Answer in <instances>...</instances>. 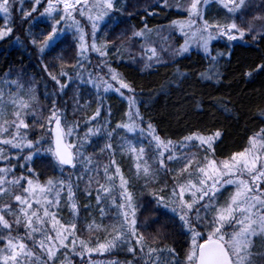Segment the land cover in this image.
I'll return each instance as SVG.
<instances>
[{"label": "snow or ice", "instance_id": "snow-or-ice-1", "mask_svg": "<svg viewBox=\"0 0 264 264\" xmlns=\"http://www.w3.org/2000/svg\"><path fill=\"white\" fill-rule=\"evenodd\" d=\"M25 3H30L31 8L26 9ZM116 3L117 0H47L46 4L43 0H0V18L4 20L0 25V40L10 37L14 31V10L22 13V21L35 22L34 14L39 13L51 23L39 37L27 32L29 43L43 54L46 49L54 50L72 32L76 52L75 63L70 65L63 55L56 57L60 61L58 72H48V65H44L57 89L45 93V99L51 97L47 116L43 114L34 85L25 87L19 79L0 80V162L3 163L0 201H4L0 203V264H57L58 261L71 264L77 256L82 262L88 257L87 264H120L118 260H91L92 254L103 255L116 249H125L133 258L125 264H136L137 260L143 264H264V127L248 136L242 150L223 159L217 157L215 147L223 135L220 129L210 134L192 131L177 141L162 137L155 125L145 121L141 114L132 83L112 67L113 59L123 60L125 56L133 63L143 61L145 69L158 67L164 63L162 53L182 56L195 46L209 58L208 67L198 74L199 79L219 83L222 75L219 60L224 53L211 55L212 41L226 37L231 43L251 36L252 43L264 42V0L256 6L257 14L251 20L245 17L251 10L252 0H187L186 3L157 0L163 9L175 8L181 15L186 12V18L150 28L142 17L141 27L132 26L130 34L124 29L109 39L110 32L119 23L115 19L119 11ZM211 3L220 6L223 19L207 18ZM17 4L19 7L15 8ZM145 11L148 16L157 15L154 11ZM77 15L90 25V43ZM101 32H104L102 39ZM177 33L183 37V43L170 48L168 40ZM137 41L140 53L134 54L131 49ZM92 54L99 62L89 68L86 62L90 63ZM253 71L264 72V61ZM253 71L244 75L250 77ZM189 75L177 68L174 79L162 84L160 91L173 85L179 87ZM77 81L96 89L97 107L92 115L69 122L67 102L64 108L58 107V96ZM13 88L15 92L11 91ZM101 89L103 94L115 92L127 101L125 119L115 128L109 119L101 121L105 110ZM81 99L77 90L72 97L73 115L86 113L91 106V101L82 104ZM200 103L194 100L196 108ZM217 103L225 112L231 111L227 106L230 101ZM257 111L264 116V96L257 102ZM108 115L111 116L110 108ZM37 126L41 135L32 139L30 135ZM81 126L85 129L82 135ZM120 131L125 136L120 137V143H112ZM128 134L139 139L128 140ZM99 140L105 143L99 146ZM90 146H96L97 151L88 153ZM117 149L121 156L132 160L133 177L124 175L115 158ZM105 154L108 160L102 163L100 157ZM45 159L49 166L59 170V176L40 179L42 173L34 165L37 160ZM170 164L182 166L174 169ZM17 168L19 176L15 174ZM65 168L72 169L67 176ZM77 168L81 169L79 174H76ZM162 174L171 175L170 186L165 181L159 189L150 190V195L155 201L154 210L170 213L171 223L189 238L183 260L174 247L158 246L159 240L166 236L168 222H162L158 216L147 218L143 224L137 219L138 211L147 205L137 203L130 190L133 179L143 180V187L149 188L160 182ZM80 192L89 200L95 192V207L99 208L100 222L92 218L85 226L89 233L87 240L78 234ZM89 207L92 205H83L84 210ZM65 208L69 220L62 215ZM112 209H115L113 223L104 225L102 221ZM152 225L157 227L149 244L140 229ZM101 232L104 233L102 241L98 235L92 239V233Z\"/></svg>", "mask_w": 264, "mask_h": 264}, {"label": "trees", "instance_id": "trees-1", "mask_svg": "<svg viewBox=\"0 0 264 264\" xmlns=\"http://www.w3.org/2000/svg\"><path fill=\"white\" fill-rule=\"evenodd\" d=\"M116 8L119 11L115 13V19L119 23L115 24V30L110 32L109 39H114L124 29H128L130 34L132 26L141 27L142 17L147 21L150 28H156L167 26L171 20L183 19L187 15L186 12L182 15L177 13L175 8L171 10L163 9L159 6L157 0H117ZM145 9L147 11H154L157 15L148 16ZM130 13L131 15H129ZM256 14L257 8L255 6V8H251L245 19L251 20ZM21 17L22 14L17 16L19 26L22 27L23 24L27 25V30L37 37L40 36L41 31L48 30V26L51 23L49 20H47L48 23L43 22V26H40L39 31L35 33L32 25L36 23H31V20L24 22ZM223 17L224 12L220 9V6L216 3H211L207 10V18L211 20L216 18L223 19ZM112 23V21H109L110 25ZM15 27L10 37L0 40V80H4V78L8 80L19 79L25 87H28L30 84L34 85L36 87L35 94L37 99L40 105H43V114L47 116L51 109V97L45 99V93L57 91L54 82L48 76V72L59 71L58 65L60 61L56 59L58 55H63L64 61L69 65L75 63V41L72 39V35H65L54 50L46 49L42 54L36 47L27 48L26 46H30V43L26 33L21 32L20 29L22 28ZM17 33L22 37V41L14 43L12 39ZM164 35H167V32ZM103 36L104 32H101L100 39ZM181 43H183V37L178 33L168 40V46H174L175 48ZM131 50L134 54L140 53L138 41L133 44ZM210 51L213 56L218 52L224 53L219 60L220 71L222 73L219 83L201 81L199 79L198 74L208 67L209 58L203 52L195 49H191L182 56L175 57L166 51L162 53L164 63L158 67L145 69L143 61L138 60L136 63H133L127 56L123 60L113 59L112 67L117 68L126 80L132 83L137 100L139 101L141 114L144 116L145 121L150 120L155 125L160 136L177 141L192 131L210 134L220 129L223 135L215 147L217 157L223 159L232 152L242 150L247 145L248 136L264 127V116L259 115L257 111V102L264 96V72L253 71L257 64L264 61V42L252 43L251 36H246L244 40H237L231 43L227 39L219 38V40L216 39L211 43ZM89 60L90 63L86 65L89 68H93L99 62L95 54H92ZM54 64L57 67L54 68ZM44 65H48V72L44 70ZM177 68L189 73L188 79L179 87L173 85L164 91H160L162 84L174 79ZM248 71H253V75L250 77L245 76L244 73ZM6 73L10 75L5 76ZM77 90L82 97L81 103L91 101V106L86 110V113L73 115L72 97L77 94ZM11 91H16V89L13 88ZM101 94L104 96L105 105L101 121L109 119L111 127L115 128L118 122H122L125 119L124 113L128 110L127 101L115 92L103 94V90L101 89ZM125 95H128V93L125 92ZM58 99L60 101L58 107L64 108L65 102H67V120L69 122L80 120L82 116L92 115L97 107L95 102L96 89L90 85H81L79 81L71 84L64 94L58 96ZM194 100L201 102L199 108L194 106ZM218 100L230 101L227 106L231 111L225 112L221 104L217 103ZM109 108L111 109L110 117L108 115ZM28 122L31 123V119ZM84 130L83 126H81V135ZM39 135H41V132L37 126L33 130V134L30 135V138L35 139ZM121 136H125L123 131L117 133L112 143H120ZM126 139L135 140V137L132 134H128ZM103 143H105L104 140L98 141L99 146H102ZM45 147H47V144H45ZM96 151V146L87 148L88 153ZM203 154L201 152V155ZM115 158L119 162L124 175L130 178L133 177L132 160L127 156H121L118 149ZM100 160L102 163H106L108 160L107 154L100 157ZM0 165H3L2 162H0ZM34 167L38 172L42 173L40 176L41 180L50 176L60 175L58 169H53L48 165L47 159L44 161L37 160ZM178 167L180 166L177 165ZM80 171L81 169L77 168L76 174H79ZM70 172H72V169L65 168V176ZM15 174L17 176L20 175L19 168L15 169ZM165 181H168L170 186L171 175L162 174L160 182L150 185L149 188L143 187V180L136 181L133 179L130 190L134 192L138 204L147 205L146 208L138 211V221L143 224L147 218L158 216L162 222H168L169 226L166 229V236L164 239L159 240L158 246L169 245L174 247L180 259L183 260L189 238L181 233L179 227L171 223L169 219L170 213L166 215V210H154L155 201L150 195V190L158 189L161 184L164 185ZM80 187L83 189V183H81ZM164 194L167 195V193ZM94 197L95 192H93L91 200L85 198L82 192L78 193V200L81 204L78 222L80 231L78 234L86 240L89 239V233L85 228L88 221L95 218L97 222H100L99 208L95 207ZM3 202L0 201V203ZM86 204H91L92 207L84 210L83 205ZM62 215L65 220L71 219L66 208ZM102 223L104 225L113 223V210L108 212L107 218ZM156 227V225H152L148 228L140 229L146 236L149 244H151V238L154 235ZM97 235L102 241L104 233H92V239L95 240ZM121 250L110 254L112 257L115 255L122 257L120 263L123 264V262L128 261V255H125L126 258H124V254L122 253L124 249ZM96 257L94 256L92 259ZM77 258L79 257H75L71 264H87V258H84L83 262L81 261V257ZM57 264H60V261Z\"/></svg>", "mask_w": 264, "mask_h": 264}, {"label": "rangeland", "instance_id": "rangeland-1", "mask_svg": "<svg viewBox=\"0 0 264 264\" xmlns=\"http://www.w3.org/2000/svg\"><path fill=\"white\" fill-rule=\"evenodd\" d=\"M185 1V3L187 2V0H184ZM46 2H47V0H43V4H46ZM259 3H260V0H252V6H251V8H255V6H257V4L259 5ZM43 4L39 7V11L40 12H42L43 11ZM25 8L26 9H30L31 8V4L30 3H25ZM15 8H18L19 7V5H15L14 6ZM22 13H20V12H17V11H13L12 12V20H13V24H12V26H13V28L15 27V26H17V28H22V29H20L21 30V32H23V33H27V32H29L27 29H28V27H27V25H25V24H23L22 25V27H20L19 26V22H17V16L18 15H21ZM34 16H35V22H33L32 20L30 21L31 23H36V24H33L32 25V27H33V29H34V31H35V33H37L38 31H39V28H40V26H43L42 25V23L44 22V23H48V19H47V17H41V16H39V13H36V14H34ZM58 18V17H57ZM77 19H81L78 15H77ZM25 22V21H24ZM3 23H4V20L2 19V18H0V25H3ZM81 23H82V25L84 26V28H85V32H86V34H87V36H86V38H87V40H88V42L90 43L91 42V28H90V25L88 24V22L86 21V20H83V19H81ZM257 24H259V22H256ZM16 28V27H15ZM14 28V29H15ZM23 28H25L24 30H23ZM31 32V31H30ZM66 35H72V39L74 40V38H73V33L72 32H68ZM17 37H19V41L17 40ZM22 37H20V35L17 33V35L12 39L13 40V42L14 43H19L20 41H22V39H21ZM6 39V38H5ZM224 39H226V37L224 38ZM4 40V39H3ZM219 40V39H218ZM213 42V41H212ZM26 46V45H25ZM27 48H32V45L30 44V46H26ZM170 48H175L174 46H170ZM191 49H195V50H199V51H201L200 49H198V48H196L195 46H193ZM190 49V50H191ZM202 52V51H201ZM169 53V52H168ZM88 63L86 62V65H87ZM7 79V78H6ZM4 80H5V78H4ZM13 92H15V91H13ZM135 139H139V137L138 136H136L135 137ZM146 142V141H145ZM193 151H195V149H192ZM3 164V163H2ZM0 166H3V165H0ZM171 168H177V164H170L169 165ZM179 166H182V165H179ZM101 180H102V177H101ZM117 183H118V181H117ZM163 185L161 184L159 187H158V189L160 188V187H162ZM229 191H231V189H229ZM225 195H227V193H225ZM117 197H118V193H117ZM1 202H3V201H1ZM113 210V214H114V212H115V209H112ZM117 251H122L121 249H116V250H113L112 252H110V253H116ZM110 253H106V254H103V255H98V254H92V256H91V260H93V261H112V260H118V261H120V259L122 258V257H119L118 255L116 256H114V257H112L111 256V254ZM124 255V258H126L125 257V255H128L127 254V252H126V250L124 249V251L122 252ZM94 256H97L95 259H92V257H94ZM77 257H79V256H77ZM80 258V257H79ZM79 258H77V259H79ZM84 258H87V259H89L88 257H84ZM128 260H132L133 258L130 256V255H128ZM123 260V259H122ZM120 264H122V263H120ZM123 264H125V262H123ZM136 264H143V261L142 260H137L136 261Z\"/></svg>", "mask_w": 264, "mask_h": 264}, {"label": "flooded vegetation", "instance_id": "flooded-vegetation-1", "mask_svg": "<svg viewBox=\"0 0 264 264\" xmlns=\"http://www.w3.org/2000/svg\"><path fill=\"white\" fill-rule=\"evenodd\" d=\"M18 5V4H17Z\"/></svg>", "mask_w": 264, "mask_h": 264}]
</instances>
